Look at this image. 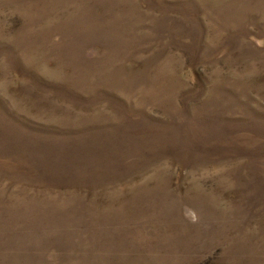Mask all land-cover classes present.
<instances>
[{"label": "rangeland", "instance_id": "obj_1", "mask_svg": "<svg viewBox=\"0 0 264 264\" xmlns=\"http://www.w3.org/2000/svg\"><path fill=\"white\" fill-rule=\"evenodd\" d=\"M0 264H264V0H0Z\"/></svg>", "mask_w": 264, "mask_h": 264}]
</instances>
